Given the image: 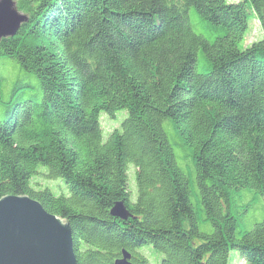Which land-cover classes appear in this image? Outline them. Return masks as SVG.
<instances>
[{"label": "trees", "instance_id": "trees-1", "mask_svg": "<svg viewBox=\"0 0 264 264\" xmlns=\"http://www.w3.org/2000/svg\"><path fill=\"white\" fill-rule=\"evenodd\" d=\"M18 2L27 21L0 60L36 90L17 80L0 101V198L26 194L68 220L76 264L122 249L148 264L145 246L159 264H228L232 250L264 264V216L240 225L264 211V0ZM252 17L263 37L241 47ZM118 112L104 138L101 114ZM40 168L67 194L35 189ZM117 201L130 217L110 214Z\"/></svg>", "mask_w": 264, "mask_h": 264}, {"label": "water", "instance_id": "water-1", "mask_svg": "<svg viewBox=\"0 0 264 264\" xmlns=\"http://www.w3.org/2000/svg\"><path fill=\"white\" fill-rule=\"evenodd\" d=\"M27 16L17 11L13 0H0V40L13 36ZM113 217L131 216L123 201L110 209ZM0 264H76L68 220L47 212L30 196L0 198ZM113 264H134L121 250Z\"/></svg>", "mask_w": 264, "mask_h": 264}, {"label": "rangeland", "instance_id": "rangeland-1", "mask_svg": "<svg viewBox=\"0 0 264 264\" xmlns=\"http://www.w3.org/2000/svg\"><path fill=\"white\" fill-rule=\"evenodd\" d=\"M16 6L17 11L22 12L21 5L19 4L18 0H13ZM233 2H238L240 0H230ZM26 15V14H25ZM27 16V15H26ZM26 22V21H25ZM263 37L260 25L258 20L255 17L251 18L249 23V28L245 36L244 43L240 46H247L251 42L261 39ZM20 80V83L23 85L22 87H26V84H30L32 89L31 91L36 90V81L32 78L29 74L21 72L19 67L9 59L0 60V101L6 102L8 97L10 96L11 89L15 81ZM29 88V87H27ZM25 88H20L16 91H22ZM1 116V115H0ZM125 117L124 112H118L113 117H110L106 113H102L100 116V123L103 131V137L106 138L107 134L110 133L114 128L119 127L120 121ZM168 133H171V130L165 126ZM172 134L170 135V137ZM178 154L179 151H176ZM134 167L132 165L128 166V189L131 194L132 199L136 196V184L134 180ZM45 170L43 168L39 169V173L34 176L31 180L32 186L37 188H44L49 187L52 192L56 195L59 194H67V188L63 183L61 178H52L48 179L45 178L44 173ZM190 176V174H189ZM191 179L192 175L190 176ZM192 196L191 200L194 205L197 203V187L193 183L191 185ZM250 199L249 196H243L242 202L248 201ZM241 213V211H239ZM264 216V211L261 209L260 206H257L254 210H250L246 213L241 214L240 225L242 228L246 229L249 228L253 222L260 221ZM141 252L147 257L148 264H159L161 253L151 246H145L142 248ZM228 264H245L243 260L240 259L238 253L232 250L229 253Z\"/></svg>", "mask_w": 264, "mask_h": 264}, {"label": "bare ground", "instance_id": "bare-ground-1", "mask_svg": "<svg viewBox=\"0 0 264 264\" xmlns=\"http://www.w3.org/2000/svg\"><path fill=\"white\" fill-rule=\"evenodd\" d=\"M230 1V0H229ZM230 2H233V1H230ZM259 22V21H258Z\"/></svg>", "mask_w": 264, "mask_h": 264}]
</instances>
